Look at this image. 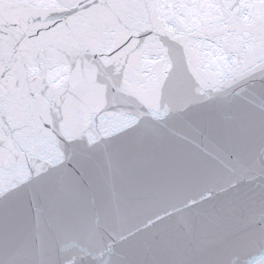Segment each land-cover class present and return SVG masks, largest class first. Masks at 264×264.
<instances>
[{"label":"snow or ice","instance_id":"1","mask_svg":"<svg viewBox=\"0 0 264 264\" xmlns=\"http://www.w3.org/2000/svg\"><path fill=\"white\" fill-rule=\"evenodd\" d=\"M0 264H264V0H0Z\"/></svg>","mask_w":264,"mask_h":264}]
</instances>
